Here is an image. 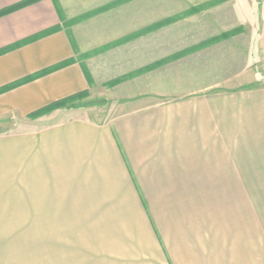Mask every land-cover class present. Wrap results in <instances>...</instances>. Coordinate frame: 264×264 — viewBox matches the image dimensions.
<instances>
[{"label":"crops","instance_id":"1","mask_svg":"<svg viewBox=\"0 0 264 264\" xmlns=\"http://www.w3.org/2000/svg\"><path fill=\"white\" fill-rule=\"evenodd\" d=\"M24 1L0 0V12ZM115 1L37 0L0 15V89L53 69L0 93V236L12 218L35 217L48 232L78 233L47 264H210L215 244L185 225L187 206L171 202L199 201L209 186L264 183L249 180L262 168L246 163L264 154L263 85L145 104L108 121L64 109L29 117L88 89L64 24ZM257 5L254 56L264 71V0ZM14 249L0 239V264H24Z\"/></svg>","mask_w":264,"mask_h":264},{"label":"rangeland","instance_id":"2","mask_svg":"<svg viewBox=\"0 0 264 264\" xmlns=\"http://www.w3.org/2000/svg\"><path fill=\"white\" fill-rule=\"evenodd\" d=\"M260 2L118 0L76 16L64 25L74 32L73 49L88 89L85 97L58 109L108 121L145 104L185 95H223L264 86V79L250 81L256 73L264 76L254 56L256 28L251 25ZM263 156L248 154L249 171L262 168L258 175L252 171L249 180L264 182ZM181 206L191 210L184 214L185 225L198 226L200 239L215 244L210 264H264V183L209 186L199 201L171 202L173 210ZM20 219L12 218L10 232L0 239L16 247L24 264H47L50 254L64 256L69 241L79 240L74 231H46L39 218ZM95 222L88 218L89 241L97 239ZM101 228L105 233L110 229ZM110 237L105 234L104 240Z\"/></svg>","mask_w":264,"mask_h":264},{"label":"trees","instance_id":"3","mask_svg":"<svg viewBox=\"0 0 264 264\" xmlns=\"http://www.w3.org/2000/svg\"><path fill=\"white\" fill-rule=\"evenodd\" d=\"M35 1H37V0H26L23 3L18 4L15 7H12V8H9L7 10H4V11L0 12V15H4V14H6L8 12L14 11L16 9H19V8L23 7V6H26L28 4L34 3ZM60 66H62V65L56 66L54 69H57ZM52 70L42 71V72H40L38 74H35L33 76L26 77V78L20 80L19 82H16V83L12 84V85H9L7 87L1 88L0 89V93H3V92H5V91H7V90H9L11 88H14L16 86L21 85V84L27 83V82H29L31 80L37 79V78H39V77L47 74L49 71H52ZM85 78H86V75H85ZM85 94H86V92L84 91V92H81V93L74 94V95H72V96H70L68 98L63 99V100L54 102V103H52V104H50V105H48V106H46V107L38 110L37 112L31 114L29 117H32L33 118V117H38V116L44 115V114H46V113H48V112H50L52 110L58 109L59 107H61L62 105H64L67 102H72V101L77 100L79 98L85 97Z\"/></svg>","mask_w":264,"mask_h":264}]
</instances>
